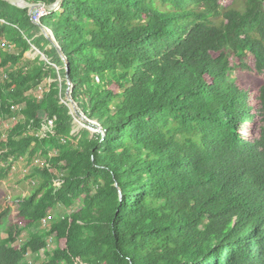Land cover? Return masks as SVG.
I'll use <instances>...</instances> for the list:
<instances>
[{
	"label": "trees",
	"instance_id": "trees-1",
	"mask_svg": "<svg viewBox=\"0 0 264 264\" xmlns=\"http://www.w3.org/2000/svg\"><path fill=\"white\" fill-rule=\"evenodd\" d=\"M221 1L64 0L35 24L0 0V69L13 67L0 82V125L14 120L0 142V188L13 162L47 163L0 214V264H29L50 236L41 264H264V0ZM41 27L68 63L64 89L102 127L96 139L72 136L55 68L21 67L32 45L50 44ZM47 55L64 67L56 48ZM231 73L260 83L246 90Z\"/></svg>",
	"mask_w": 264,
	"mask_h": 264
},
{
	"label": "rangeland",
	"instance_id": "rangeland-1",
	"mask_svg": "<svg viewBox=\"0 0 264 264\" xmlns=\"http://www.w3.org/2000/svg\"><path fill=\"white\" fill-rule=\"evenodd\" d=\"M233 0H224V6L227 7L232 4ZM51 32V31H50ZM52 33V32H51ZM40 34L42 32L40 31ZM50 36V34H49ZM52 36L53 33H52ZM53 44H48L45 46L44 51H41L39 48H37L35 45L31 46V49L29 52H27L24 55V60L21 63V67H31L33 63L36 60L45 62L46 65H49L52 68H55L58 72V83H59V88L61 90V102L65 104L69 108V112L72 116V136L74 138L80 139L82 136V133L84 131H88L90 134L91 139H96L99 133H102V127L97 121L90 120L84 113H82L81 110L76 109V111L73 110V104L71 103L70 97L72 95V86L67 83L66 89H64V83L66 82L63 74L61 71L64 69L62 66H57L54 63V59L52 57H49L47 55L48 52H50L53 49ZM3 50L9 53H17V50L10 45H5L2 46ZM6 69L13 70V67L9 66ZM230 80L232 81H238L246 90H254L256 86L260 83V81L257 78H254L252 76H240L237 73H231L230 75ZM54 81L51 79H47L43 82V85L36 87L34 91L32 92L34 95H40L45 89H48L50 84H52ZM31 93V94H32ZM18 114V110H15V115ZM17 121L22 120L21 115H17L16 118ZM14 120H9L6 123L0 125V142L4 141L6 139L7 133L9 130H11V127L13 125ZM259 124L258 126L255 127L256 133H258L259 129ZM249 124H247L245 128V132L248 130ZM65 144V142H64ZM71 144H76L75 142H71ZM16 167L15 169H12L9 171L8 175L4 179V184L0 188V214L5 210V208L8 205V202L11 200L13 201V198H15L16 194L18 192H21L23 185H20V182H25L24 184L28 185H33L35 184L34 179H26L29 177L32 172H33V167L32 164L28 163L27 160H22L19 161L18 163L15 164ZM10 212L8 216L5 218L6 220L8 218H11V220H14V216L16 214L15 212V204L10 202ZM80 203L76 202L75 205L71 209H67L62 206H58L54 210L51 211V214L53 215L52 218L54 217L57 218H62L70 214V212L75 211L79 208ZM38 229V225L35 227ZM0 235L2 238H6L7 236L3 233L2 227H0ZM28 237V231H25L23 233L22 238L20 239L21 243L25 242ZM52 247L55 246V241L54 238L52 240ZM46 259L44 260H37L36 258H28V263L29 264H40L45 262Z\"/></svg>",
	"mask_w": 264,
	"mask_h": 264
},
{
	"label": "built area",
	"instance_id": "built-area-1",
	"mask_svg": "<svg viewBox=\"0 0 264 264\" xmlns=\"http://www.w3.org/2000/svg\"><path fill=\"white\" fill-rule=\"evenodd\" d=\"M221 4L224 5V0L221 1ZM47 15H48V13L46 11H44L43 9H39V10L34 11V13L31 16V19L35 24H39L40 20ZM11 73H12V70H9L6 68H1L0 69V82L10 81V74ZM53 127H54V121L53 120L46 121L43 124L41 131L39 133H36L35 135L37 137H45L47 135V133L52 132ZM15 164H16V162H13L12 169H15V167H16ZM31 164H32L33 169L36 167L47 166L46 161L39 156H35L31 162ZM61 177H62V175L60 174L59 178L54 182V187L56 190L60 189L62 184H63V182L60 179ZM52 216L53 215L50 212L48 217L45 218L44 220H42L38 224V230H44L45 232H50L52 224L58 219L57 217H54V219H53ZM38 230L36 228V231H38ZM53 238H54V236H50L46 241V243H47L46 247L44 249L40 250L39 253H37L35 255H29V257L30 258H36L37 260L46 259V253L51 251V249L53 248L51 245Z\"/></svg>",
	"mask_w": 264,
	"mask_h": 264
},
{
	"label": "water",
	"instance_id": "water-1",
	"mask_svg": "<svg viewBox=\"0 0 264 264\" xmlns=\"http://www.w3.org/2000/svg\"><path fill=\"white\" fill-rule=\"evenodd\" d=\"M7 3H9L12 6L21 8V9H27L28 10V14L31 17L32 14L34 13L35 10H39V9H43L44 11H46L48 14L49 13H53V12H58V11H62V6H63V2L64 0H56L55 3H53L52 5H45V4H29L24 0H3ZM42 35L45 36V38L51 43L53 44L54 48H56L60 54V57L64 63V68L67 70L68 72V63L66 61V59L64 58L63 54L60 52V49L58 47V44L54 38V36H52V33L41 27L40 28ZM50 34V36H49ZM71 103L73 104V110L76 111V109H78L77 104L75 103V101L73 100L72 96L70 97Z\"/></svg>",
	"mask_w": 264,
	"mask_h": 264
}]
</instances>
